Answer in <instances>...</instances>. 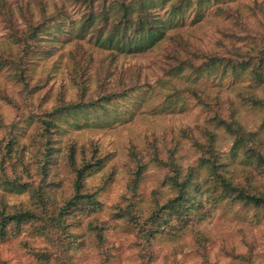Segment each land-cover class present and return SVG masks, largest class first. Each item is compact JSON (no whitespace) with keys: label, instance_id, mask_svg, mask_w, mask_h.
<instances>
[{"label":"rangeland","instance_id":"obj_1","mask_svg":"<svg viewBox=\"0 0 264 264\" xmlns=\"http://www.w3.org/2000/svg\"><path fill=\"white\" fill-rule=\"evenodd\" d=\"M147 1H155L151 10L158 11L160 0ZM173 1L165 0L156 13L154 24L161 30L155 36L139 46L133 37L126 46L109 32L111 27L102 35L97 28L82 29L88 16L74 0H0L6 8L0 7V209L41 214L39 192L61 206L73 193L65 160L71 147L77 166L102 161L86 173L82 189L98 204L76 210L68 220L78 238L74 246H57L60 232L39 236L28 226L0 239V264H264V212L221 199L219 191L204 185L206 171L198 164L202 153L192 146V141L208 145L213 133L227 174L241 185L249 180L253 191L264 196V174L251 167L241 149H233V137L212 121L216 115L235 119L264 144V107L254 103L264 102V0H189L180 10ZM42 10L56 20L22 56L25 48L15 37L29 33L28 16L33 25L43 23ZM130 30L133 25L131 39ZM108 36L113 44L100 47ZM117 43L123 46H113ZM211 58L216 64L205 72L180 66L202 67ZM103 96L111 99L106 108L87 107ZM68 107L73 108L55 114ZM52 113L54 128L46 145L42 122L50 121ZM10 144V158L2 163ZM48 146L53 152L44 177L40 167ZM151 147L164 161L174 151L182 177L193 169V183L204 186L199 195L190 192L199 201L200 221L157 234L143 248L133 227L114 213L131 200L141 215L147 214L174 196L165 182L167 172L150 159ZM132 153L145 165L134 198L128 190ZM18 184L25 188L11 187ZM90 224H104L101 247ZM38 253L50 254L48 263Z\"/></svg>","mask_w":264,"mask_h":264},{"label":"trees","instance_id":"obj_2","mask_svg":"<svg viewBox=\"0 0 264 264\" xmlns=\"http://www.w3.org/2000/svg\"><path fill=\"white\" fill-rule=\"evenodd\" d=\"M74 1L76 6L79 8L83 7L88 16L82 25V29L92 27L97 28L98 34L102 35L105 28L111 27L109 32L120 36L126 46H129L132 43L133 37H136V41L134 42L135 46H139L143 39L149 36H155L161 30V28L155 26L154 21L157 22L156 16L162 11L161 8L164 9L165 0L159 1L160 5L158 11L156 10L154 13L151 9L157 4L155 1H150L149 3L147 0ZM188 1L189 0H174L171 5H173L175 10H180ZM0 7L2 10L6 9L3 6ZM97 8L98 12H95ZM157 12L158 14H156ZM41 16L44 17L43 23L38 22L35 25L32 24L34 21L32 16L25 18L24 21L26 27H28L29 33L26 35H17L15 37V40L25 48L22 56L29 55L30 52L28 51H31L30 44L38 38L43 30L46 29L45 25L48 22H54L56 20L55 15H50L49 17L45 10L41 11ZM132 25L134 26V31H131L132 29L130 30L132 34L130 39L128 30ZM104 43L112 45L113 38L108 36L100 42L101 45H98L103 47ZM113 46L119 47L123 45L117 43ZM216 61V59L211 58L202 67L201 65L193 64H181L180 66L190 67V71L205 72L214 67ZM239 66H241V64ZM241 68L245 69L246 65ZM181 69L182 67L179 68L178 71ZM254 76L257 80H261V77L257 74H254ZM112 94L113 93H110L109 95L112 96ZM109 103H111L110 97L103 96L99 97L96 101H90V103L87 104V107L104 109ZM254 103L264 107V102L254 101ZM72 108L73 107H68L66 109L56 110L55 114L60 115L63 111H69ZM76 108H80V106H77ZM55 114L52 113L49 116L51 118L50 121L42 122L45 127L41 136L46 138V145L51 142L50 137L52 134L50 130L54 128ZM212 121L213 123L216 122V126L222 127L233 137V149H241L245 160L251 164V167L258 170L259 173L262 172L264 174V144L262 140L254 133L246 132L237 122H235V119L224 121L220 116L216 115L212 118ZM208 137V145H202L197 141H192V146L202 153L198 164L204 167L206 171L205 180L203 182L204 185L211 186L213 192L219 191L221 199H228L233 203L238 202L264 212V196L258 195L253 191L249 180L246 179V183L241 185V183L235 182L231 175L227 174V171L224 170L226 165H223L217 151L215 150L213 133H209ZM11 145L12 144H10L9 147ZM151 150H153V152L150 154V159H152L153 162L155 160V165L167 172L165 182H167L173 190L174 196L162 204L157 202L147 214L143 213L141 215L140 210L136 207V204L131 202V200H128L124 209H119L114 213L116 215V220L124 221L127 225L133 227V230L136 231L137 236L142 242L143 248L145 246L149 247L151 241L155 239L157 234L164 233L165 231L168 233H174L172 230L186 228L192 221H200V219H198L199 214L196 213L199 207V201L195 198L196 195L192 196L190 195V192H196L195 194L199 195L204 186L203 184L195 185L193 183V169H189L186 175L182 177V173L179 171L178 166L174 161V151H168L169 157L164 161L158 156L154 147H151ZM52 152V147L48 146L45 148L44 156H42L43 160L41 161L42 165L40 168L44 177L48 176L46 171L48 169V164H50V156ZM9 153H12V147L8 148L7 152L3 155L2 163L6 161V158H10ZM74 157L75 148L71 147L65 160L68 171L73 178V188L71 190L73 191L72 195L64 200L61 206L55 207L51 200L49 201V198L44 197L43 193L39 194V192L37 194L36 192L38 203L42 210L41 214L30 210L23 211L22 209H13L11 211L0 209V239L7 238L12 234H14L13 236H16L15 234L20 233L25 227L32 226L34 230L33 233L39 236L49 237L50 234L57 235L60 232L63 239L61 238L58 240L57 246L59 247L67 249L69 246H74V242L77 241L78 238L74 237L69 231V228H71L69 225L73 226V224L68 223V220L70 215H73L72 213L76 210L82 213L89 205L98 204L94 195L84 194L82 189L86 173L102 162L101 160H97L94 163L83 161L81 166H77ZM132 157L134 162V167L132 168L133 177L128 184V190L131 193L132 198H134L145 165L141 163L142 160H140L136 153H132ZM51 184L52 187L56 185L53 182H51ZM11 187L20 189L25 188V185L18 184ZM10 228L13 233L10 231ZM89 228L92 233L94 232V239L95 242L98 243V247H101L102 243H104V224H90ZM49 255L50 254L38 253L36 254V257L45 263H48Z\"/></svg>","mask_w":264,"mask_h":264}]
</instances>
